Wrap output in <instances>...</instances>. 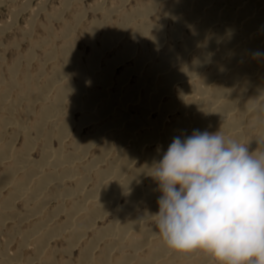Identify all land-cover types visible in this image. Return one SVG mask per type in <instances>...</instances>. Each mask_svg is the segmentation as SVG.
<instances>
[{
    "label": "bare ground",
    "instance_id": "1",
    "mask_svg": "<svg viewBox=\"0 0 264 264\" xmlns=\"http://www.w3.org/2000/svg\"><path fill=\"white\" fill-rule=\"evenodd\" d=\"M120 2L97 4L103 20L82 31L86 56L75 47L78 14L61 35L37 41L48 57L35 72L30 54L0 76V233L11 221L20 238L13 253L9 241L0 248V264H53L54 239L71 256L79 248V264H219L166 245L151 168L194 130L264 151V56H254L264 52V0H146L128 11ZM22 103L30 124L14 116Z\"/></svg>",
    "mask_w": 264,
    "mask_h": 264
},
{
    "label": "clouds",
    "instance_id": "2",
    "mask_svg": "<svg viewBox=\"0 0 264 264\" xmlns=\"http://www.w3.org/2000/svg\"><path fill=\"white\" fill-rule=\"evenodd\" d=\"M151 170L156 223L170 249H199L219 264H264V151L220 130H194L174 137Z\"/></svg>",
    "mask_w": 264,
    "mask_h": 264
},
{
    "label": "rangeland",
    "instance_id": "3",
    "mask_svg": "<svg viewBox=\"0 0 264 264\" xmlns=\"http://www.w3.org/2000/svg\"><path fill=\"white\" fill-rule=\"evenodd\" d=\"M2 1L3 0H0V76L4 79L8 78V69L16 62L20 63V69L27 66V60L30 54H32L33 60L30 61L29 69L30 71L35 72L40 63L45 61L46 57H48L44 54V50L42 48H34L37 41L39 42L40 40L49 39V37L53 38L55 35H61L65 23H70L71 25L76 24L77 17L79 16L78 14L82 15L83 21L81 20L80 24H78L79 27L77 26V31L74 34L76 38L75 47L79 53L82 52V54L86 56L90 53L91 46L87 45L86 41L83 39L84 33L82 31L84 28L88 27L91 22H100L103 20V14L99 13L100 11H96L97 4L99 2L102 3L103 6H105L104 8L107 10H113L121 4V0H72L69 8V5H65L66 0ZM142 1L145 2L146 0H127L121 10L128 11L129 9L135 7V4ZM58 15H60L59 19L53 18ZM117 15V13L113 14L114 21L117 20ZM165 25L169 30L172 28L173 23L166 22ZM62 42L63 41L58 38L54 41V44L56 47H59ZM46 67L45 71L50 72V63ZM121 70L122 66L120 65V67L118 66L116 69V75H118ZM24 107L25 106L22 103L14 116L17 120L30 124L33 122L34 117L25 116ZM1 114L2 112H0V116ZM80 117L81 115L79 113H75L73 115V119H75L74 121L77 124V126L74 125L73 130L76 132L78 124L80 123ZM81 129L80 133L82 132V136L90 130L89 126H83ZM11 133L12 131L9 129L7 135L5 136V140L9 138ZM20 143L22 144V136L14 142V148H20ZM53 146L55 148L57 147V141H53ZM91 153L93 154L94 150H92ZM32 156L35 159H39L41 157V146H38L33 150ZM1 169L2 167H0V171ZM3 192L5 193H3V195H8L7 193L10 192V188L4 189ZM21 205L22 203L18 202L17 206L21 207ZM60 219H62V217H60ZM10 222L11 221L6 224L7 227H4L3 231L0 233V248H4L6 242L9 241L10 252L13 253L18 248L20 238H13L10 236L8 232L11 228L10 225H12ZM32 224V220L24 221L22 223L21 230L23 231L28 229ZM51 248L56 250L53 264H64L65 262L69 264H79V248H76L72 252L71 256V254L63 252L64 242L61 239L52 240ZM31 254L32 250H30V248L24 249L22 254V256H24L23 259H27L31 256Z\"/></svg>",
    "mask_w": 264,
    "mask_h": 264
}]
</instances>
